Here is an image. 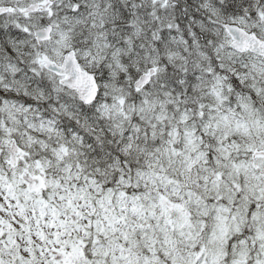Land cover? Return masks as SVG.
<instances>
[{
	"label": "snow or ice",
	"instance_id": "6c2138e0",
	"mask_svg": "<svg viewBox=\"0 0 264 264\" xmlns=\"http://www.w3.org/2000/svg\"><path fill=\"white\" fill-rule=\"evenodd\" d=\"M0 264H264V0H0Z\"/></svg>",
	"mask_w": 264,
	"mask_h": 264
}]
</instances>
